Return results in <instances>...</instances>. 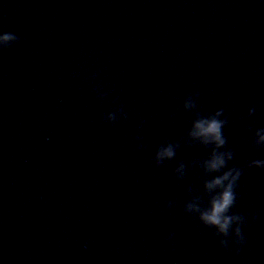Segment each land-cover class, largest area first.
Listing matches in <instances>:
<instances>
[{"label": "water", "instance_id": "obj_1", "mask_svg": "<svg viewBox=\"0 0 264 264\" xmlns=\"http://www.w3.org/2000/svg\"><path fill=\"white\" fill-rule=\"evenodd\" d=\"M204 117L220 112L226 144L243 169L236 192L264 264V0H162ZM254 111L249 114V109Z\"/></svg>", "mask_w": 264, "mask_h": 264}, {"label": "clouds", "instance_id": "obj_2", "mask_svg": "<svg viewBox=\"0 0 264 264\" xmlns=\"http://www.w3.org/2000/svg\"><path fill=\"white\" fill-rule=\"evenodd\" d=\"M14 39L15 37L10 34H0V46L6 47L8 42ZM191 106L190 103H186V107ZM253 111L254 109L250 108L249 114ZM219 116L220 112H217L212 116L195 120L189 136L205 146L212 147L209 155L199 162L205 174L219 173V175H214L211 179L204 181V189L210 194V200L208 207L200 211V219L205 225L215 227L217 233L226 236L234 221L243 220L240 215H228L237 200L236 188L243 169L236 165H229V161L233 159V153L231 150H223L226 144V138L222 132L225 121L218 119ZM254 143L256 146H264V129L256 131ZM174 155V146L163 147L156 154V163L160 164L164 159H171ZM246 167L264 169V159H252L247 162ZM183 171L184 165L181 163L177 172L182 175ZM186 209L189 211L199 210L195 203L187 204ZM234 231L237 242L243 244L244 237L240 227L237 226ZM172 236L173 234L170 233L167 239L171 240ZM220 244L226 246L224 240H221Z\"/></svg>", "mask_w": 264, "mask_h": 264}]
</instances>
